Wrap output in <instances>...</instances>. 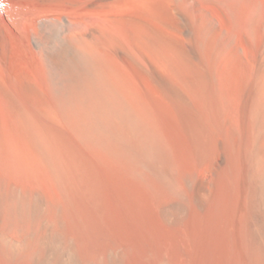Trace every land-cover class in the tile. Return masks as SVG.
Listing matches in <instances>:
<instances>
[{
	"label": "bare ground",
	"instance_id": "6f19581e",
	"mask_svg": "<svg viewBox=\"0 0 264 264\" xmlns=\"http://www.w3.org/2000/svg\"><path fill=\"white\" fill-rule=\"evenodd\" d=\"M75 1L0 0V60L7 67L10 59L30 65L28 71L8 67L9 84L0 64V169L12 180L23 178V144L33 152L26 158L35 155L49 173L60 168L41 133L44 84L82 142L94 145L84 144L100 146L106 152L95 149L162 186L161 216L168 227L190 221L189 213L199 223L209 219L213 233L201 224L214 237V264H264V0H85L83 8L107 17L111 27L93 24L86 34L64 17L55 24L53 13L69 10ZM44 30L52 39L69 32L57 45L49 38L50 48H43L56 77L40 70ZM4 133L14 142L13 154ZM11 182L4 184L14 204L26 209V190ZM63 215L48 221L47 256L33 254L34 264H61L58 254H70V264H85L88 257L71 238L67 246L71 236ZM17 257L4 259L18 264Z\"/></svg>",
	"mask_w": 264,
	"mask_h": 264
},
{
	"label": "rangeland",
	"instance_id": "374dc122",
	"mask_svg": "<svg viewBox=\"0 0 264 264\" xmlns=\"http://www.w3.org/2000/svg\"><path fill=\"white\" fill-rule=\"evenodd\" d=\"M84 1L85 0H76L75 3L77 5L73 2L71 8L67 11H55L53 15L55 19L58 18L55 20V24L59 19H63L64 17L67 21H69V23H71V25L74 24L73 26L77 27L78 32L82 34H86L87 31L89 32L90 27L93 26V24H97L99 27H102L104 25L103 27H107V29H110L111 27L107 17L102 18V16H99L98 14L88 12L83 8ZM80 5L83 9L80 8ZM76 9H79V12ZM86 11L91 15H87L88 13ZM92 15L99 17H96L95 20L92 21V19L95 17H93ZM88 16L93 18L90 19V17ZM88 19L90 22L88 21ZM97 20L102 22L100 23ZM103 27L102 29H104ZM49 32L50 31L47 30L39 32V37L42 42L41 47L43 55L45 54L43 48L48 49L51 46L50 44H48L49 38L50 40L52 39ZM60 33V36H58L61 38L53 37V39L51 40L53 44L56 43L55 45H57L59 43V40L69 37L68 31H61ZM44 44H47L46 47ZM44 56L45 57L42 61V68L40 70L42 71V74L43 72H45L53 77L56 74V67L54 64H51L50 60L46 59V55ZM12 60L13 59H10L9 64L11 62L12 63L11 65L8 64V67L15 66L18 69H26L27 71L30 69L29 64H18L16 61ZM0 64L2 65L3 69L6 70L8 68L2 59L0 60ZM6 71L5 78L9 82L10 75L9 72ZM49 72H51V74ZM56 76L57 75H55V77ZM10 83L11 81L9 82V84ZM42 93L46 101L44 103V105L46 104V106L43 105L42 113L40 114L42 138L45 142L44 146L46 148H49V150L54 153V157L56 158L57 162H59L60 168L56 171V173L51 171L49 173V171L46 170H50L49 167L45 168L47 167V164L42 165L41 163L45 162L40 161V159L37 158L34 154V157H32V159L26 158L31 157V154L33 152L30 149L31 147H29V145L23 144L22 151H25L21 156V161H23L22 163L24 164V166H22V173H25L23 174V178L21 180H12L11 177H9L5 172L3 173V171L0 169V195L3 196L2 198L0 196V200L2 201H0V208L2 206L3 208L7 209H0V213L1 211L2 213H5L6 211L5 214H0V222H2V224H0V231H2L0 232V264H6V258L4 259V257H6V254H17V258L20 259L18 264H28L31 259L34 258L33 256H36L37 254H39L40 258L46 259L45 257L47 256V250H45V243H47L48 241L49 236L47 232L50 230V226L48 227V225H51L50 223H53L51 221L56 220L58 214H64L62 218L64 219V222L66 224L67 236H71L67 237L68 239H66L67 246L71 238V242L76 245L78 253L85 254L88 257L86 258L87 261H84L85 264H110V259L115 257H118L122 261V264H211L212 261V264H214V254H216V250L214 246V237L212 236L213 234H210L213 233L212 231H210L213 229L211 221L209 219L205 218L199 223L196 220L194 221V219L191 220V214L189 213L190 216H188L186 220L188 219L190 221H183L179 223L178 226L180 225V228L177 225V227H168L163 220L164 216H161L164 215L163 211L165 206V200H163L162 202L160 201L163 198V194L161 192V190H163L162 186L160 185L159 187H157L159 184L157 185V182H155L154 180H150V178H148L149 176L142 175L139 172L137 173L135 171H130L132 169L129 168V170L127 168L131 166L128 162L127 165L125 164L126 166H123V163H125V161H122L120 159L122 162H119V158L112 160V157H108V154H110L109 156H113V154L107 153L104 155V153L101 152L103 151V149L100 146L90 147L94 144L85 139L84 140L91 145L89 146V144H84L85 141L83 140L82 142V136L76 130L77 128L74 127V125L69 121L67 115H64L62 111L57 110L58 107L55 105L53 99L50 98L51 91L44 84H42ZM1 106L2 105L0 104V107ZM0 109H2V107ZM0 112V114L3 113V111L1 110ZM5 126L8 125H4L2 129L4 130L7 128L8 130H5L6 133L13 132L10 130V127ZM77 132L79 133V136L77 135ZM6 133H4L3 136H6H4L6 139V145H8L9 152L13 154L14 148L12 147H15V145L13 144L14 142L12 143L10 139L12 138L13 140V134L8 133V137L9 135L11 136L10 138H8ZM9 139L11 143H9ZM9 144L12 147H10ZM95 148H100L101 151L100 149ZM24 153L28 154L25 155ZM113 157L115 158L116 156ZM50 160L48 159V162H50ZM23 169L25 170V172ZM62 170L64 174L62 173ZM60 173H62L63 175ZM1 174H4V176L2 177ZM25 175L27 176L25 177ZM54 175L56 176V178ZM5 176H8L7 179ZM137 176L141 177L138 179ZM9 180L12 181L11 183L13 185H20L23 192L26 190L24 195L25 200L27 201L25 205L22 206V208H24L26 204H28L29 207H32L29 208L27 206L30 211H28L26 207V209H20L16 207L17 204H14V198L10 193L11 191H9L11 185ZM4 181L7 183L9 182L10 185L6 186L7 183L4 184ZM13 181L16 182L13 183ZM145 182L149 185L148 187ZM150 183L152 186H154L155 189L153 187V190L150 188ZM155 184L157 185L156 187L160 190H156ZM22 186L24 189L22 188ZM154 190L156 191L154 192ZM159 192L161 193L159 194ZM26 194L29 197H27ZM160 195H162V198H160ZM5 196L8 197V200L7 197L5 198ZM27 198H34V200H28ZM9 200H13V204L11 203V201L9 203ZM5 201H8L7 203L9 205H7ZM30 201L31 203L29 204ZM4 203L8 207L5 206ZM57 206H60L59 209ZM56 210L58 211L56 212ZM25 212H27V214ZM15 213L18 215H14ZM48 213H50L51 215ZM20 216L22 217L20 218ZM11 219H13V221H11ZM49 220L50 223L48 222ZM203 221L205 222L203 224H206L205 226L201 224ZM5 222H7V225L5 224ZM8 225L11 226V228L8 227ZM196 225H198V228L196 227ZM203 226L207 230L209 229L210 233L205 228H203ZM7 228L9 231L6 230ZM15 228L17 229V232ZM13 229H15V231ZM75 230H77V232H75ZM175 230H178L179 232L176 233ZM184 230H186L187 236ZM73 231L74 234H77H72ZM172 231H174L175 233H172ZM191 231L194 232V234ZM182 232H185L184 235L186 238L183 237ZM6 234H8L9 236ZM196 234L198 235V237L196 236ZM6 237H9L12 240V243L8 244L7 242H5ZM28 239H30V242ZM15 245H17L18 247ZM2 246L4 247L3 250ZM26 256H30V259ZM62 256L64 257L66 262L65 260H63ZM57 258H59L57 261H59L61 264H70V254H58ZM32 262L29 264H34V259L32 260Z\"/></svg>",
	"mask_w": 264,
	"mask_h": 264
}]
</instances>
